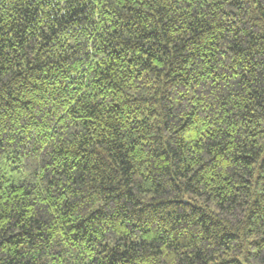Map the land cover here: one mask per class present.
<instances>
[{
    "label": "trees",
    "instance_id": "16d2710c",
    "mask_svg": "<svg viewBox=\"0 0 264 264\" xmlns=\"http://www.w3.org/2000/svg\"><path fill=\"white\" fill-rule=\"evenodd\" d=\"M0 264H264V0H0Z\"/></svg>",
    "mask_w": 264,
    "mask_h": 264
}]
</instances>
